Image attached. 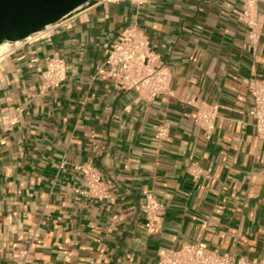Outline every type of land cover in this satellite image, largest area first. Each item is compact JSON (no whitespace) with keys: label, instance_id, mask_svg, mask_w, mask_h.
Returning a JSON list of instances; mask_svg holds the SVG:
<instances>
[{"label":"crops","instance_id":"1","mask_svg":"<svg viewBox=\"0 0 264 264\" xmlns=\"http://www.w3.org/2000/svg\"><path fill=\"white\" fill-rule=\"evenodd\" d=\"M244 4L94 0L11 45L0 62V122L20 120L0 124V264H157L160 248L195 241L264 258V133L249 113V82L264 80V28L253 44ZM132 23L171 71L170 93L152 101L95 77ZM56 55L68 68L51 89L42 73ZM188 100L219 106L210 138ZM161 123L169 131L157 140ZM85 162L104 177L103 200L82 193L75 166ZM193 165L204 173L194 176ZM149 192L163 205L153 234L141 210Z\"/></svg>","mask_w":264,"mask_h":264},{"label":"built area","instance_id":"2","mask_svg":"<svg viewBox=\"0 0 264 264\" xmlns=\"http://www.w3.org/2000/svg\"><path fill=\"white\" fill-rule=\"evenodd\" d=\"M131 1L136 5H142L147 0ZM258 3L259 0H245L240 12V19L247 25L248 35L253 44L259 41L264 28V12ZM64 20L63 18L48 25L44 30H50ZM9 51L0 54V62ZM67 68L68 63L64 57L56 55L49 58L42 73L45 86L51 89L59 87L66 78ZM95 77L111 78L116 87L122 90H134L139 98L147 101L170 93L171 71L158 61L147 33L138 23L130 24L119 33L116 41L107 49L105 60L97 66ZM249 92L253 103L249 111L253 125L258 133H264V80L252 78L249 82ZM186 103L194 106L190 115L205 131L207 138H210L219 117V106L197 103V100H188ZM19 120L18 113H8L1 116L0 124L7 130L14 127ZM168 131L165 123L159 124L155 134L156 139H165ZM75 169L80 171L85 179L83 194L95 200H103L108 196L109 188L98 168L85 162L76 165ZM191 173L197 177L203 174L204 170L200 166L193 165ZM141 210L145 217L147 233L153 234L159 231L163 221V205L155 193L146 194ZM157 264H264V258L242 256L235 259L210 248L204 241H195L184 243L179 248H160L157 252Z\"/></svg>","mask_w":264,"mask_h":264},{"label":"water","instance_id":"3","mask_svg":"<svg viewBox=\"0 0 264 264\" xmlns=\"http://www.w3.org/2000/svg\"><path fill=\"white\" fill-rule=\"evenodd\" d=\"M94 0H0V44L27 39Z\"/></svg>","mask_w":264,"mask_h":264},{"label":"bare ground","instance_id":"4","mask_svg":"<svg viewBox=\"0 0 264 264\" xmlns=\"http://www.w3.org/2000/svg\"><path fill=\"white\" fill-rule=\"evenodd\" d=\"M86 7V6H85ZM88 7V6H87ZM77 11V10H76ZM75 11H72V12H70V13H68L65 17H64V19H68L73 13H74ZM75 14V13H74ZM73 16V15H72ZM43 33V32H42ZM19 44V43H18ZM11 44H10V42L9 41H4L3 43H1L0 44V54H4L5 52H7L10 48H11V46H10Z\"/></svg>","mask_w":264,"mask_h":264}]
</instances>
